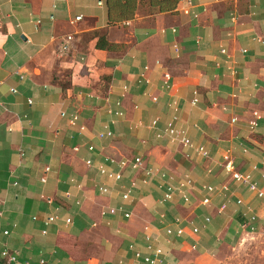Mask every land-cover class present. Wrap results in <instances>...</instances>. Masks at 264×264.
Wrapping results in <instances>:
<instances>
[{"label": "crops", "instance_id": "0c3cea01", "mask_svg": "<svg viewBox=\"0 0 264 264\" xmlns=\"http://www.w3.org/2000/svg\"><path fill=\"white\" fill-rule=\"evenodd\" d=\"M185 1L158 12L139 0L133 18L110 23L105 0H0V246L20 262L147 264L151 242L164 250L157 264H219L243 233L264 232V198L220 166L230 148L237 168L264 190L253 169L264 157V0H188L197 17L180 11ZM68 34L72 48L60 53ZM100 37L110 48L96 46ZM253 111L260 118L251 130ZM174 115L191 146L157 137ZM107 131L111 137H99ZM136 156L142 169L125 167L120 181L99 172L119 170L107 157ZM149 167L158 173L142 183ZM185 178L190 202L179 193L164 201L161 185ZM119 206L129 218L109 213ZM50 215L57 218L45 225ZM167 227L184 232L169 236Z\"/></svg>", "mask_w": 264, "mask_h": 264}, {"label": "built area", "instance_id": "2783aa9c", "mask_svg": "<svg viewBox=\"0 0 264 264\" xmlns=\"http://www.w3.org/2000/svg\"><path fill=\"white\" fill-rule=\"evenodd\" d=\"M99 4H101V1H99ZM192 3L190 1H185L184 5L180 8V11L183 12L185 15H189L192 14L194 17H197V14L194 13L191 10L192 7ZM50 18H53V15H50ZM82 16H76L75 17V21H79L81 20ZM39 22V21H38ZM73 39L74 37L72 36V34H68L65 36V38L62 41V44L59 48V52L60 53H67L71 50L72 45H73ZM258 40H260L258 38ZM176 50H178V47L175 45L174 46ZM242 52H245V49L241 50ZM222 53H226V49L222 48L221 49ZM234 73V71H232ZM168 79V78H167ZM168 87V85H166ZM12 92H16V90L14 88H11ZM153 100H156V97H152ZM29 103H31V100H28ZM192 104H196L198 102V98L197 97H193L192 99ZM175 104V103H174ZM122 115V113H119ZM61 115H64V113L62 112ZM78 116L76 114H73L71 116L70 119V123L71 124H75L77 121ZM260 118V115L258 114V112L253 111L252 112V118L248 121V127L251 130H254L255 127H257V120ZM232 121H235L236 118H232ZM178 122V117L177 116H173L172 118H170L164 128H162V133H157V137H161L162 135H165L170 141L172 142H177V143H181L184 146H191V142L189 137L186 135L185 130H183L182 128H180L177 125ZM158 123L157 119L152 121V125H156ZM80 130H84L85 126L81 125ZM111 137L112 136V132L107 131L105 133H100L99 137L103 138V137ZM89 150L93 149V146H89L88 147ZM196 150L198 151V153H200L202 156L207 157L208 156V152L206 151L205 148L203 147H197ZM107 162L111 163V164H115L117 165V167L119 168V170L117 171H108L104 166H99V172L103 175H105L107 178L112 179L114 181H120L124 174H123V169L125 167H130L131 170H140L142 169L143 166V159L139 156H136L134 158H132V160L130 161L127 158H121V159H116L113 157H107L106 158ZM87 164H90V161H86ZM220 166L223 169L224 173L234 182V183H238L241 185H245L248 190L250 191V193H252L256 198H264V190L262 187L259 186L258 181H255L252 178V175L250 173H244L241 172L238 168L237 165L235 163L234 157H233V153L232 150L230 148H227L224 150L223 154H222V159L220 162ZM254 170H260L261 171V177L264 179V157L262 159V162L260 163V165H254L253 166ZM45 171H48L49 168L45 167L44 169ZM156 173H158V170L153 169L152 167L149 168H145L144 169V178H142L141 182L142 183H146L147 180L152 176V175H156ZM160 178L161 180L165 179V173L161 172L160 174ZM41 181L44 182L45 181V177L41 178ZM165 181V180H164ZM16 184V183H13ZM136 183L135 181H131L129 184V188L127 189V191H125L122 194V199L123 200H127L131 191V187H135ZM161 187L164 189V193H163V199L164 201H170L173 199V197L175 196V193H179L182 200L184 202H190V192L189 189H191L192 187V181L190 178H185L183 181L179 182L177 187H175L174 185H172L171 183L165 182L164 185H161ZM100 193H107L108 192V188L104 185L99 186ZM204 190H206L207 193H211L215 191V187L212 185H206L204 186ZM221 190L224 193H227L229 191V186L227 184H222L221 185ZM68 194V193H67ZM46 200H48L49 202L51 201L50 198H46ZM236 204L237 205H241L244 203L242 198H236L235 199ZM210 197L209 195H206L205 197H203L202 199V204L204 205H209L210 204ZM227 208V202H223L219 207H218V213H222L226 210ZM248 212L250 213L249 219L250 222H254L256 219V215L254 213H252V210L250 207L247 208ZM117 211H121L123 213V216L127 219L130 217V213L123 210V208L121 206L119 207H112L109 209V213L114 214ZM57 217L54 215H50L48 216L45 220H44V224L48 225L49 223H51L52 221H54ZM35 219V217H34ZM206 221H209L210 218L206 217L205 219ZM67 223L71 222L70 218L66 219ZM175 222L180 223V219L176 218ZM249 229H251V231L255 230L254 227L252 225H249ZM191 230L193 233H198L199 229L196 226H192ZM166 232L167 235H172L173 233H175L176 235H181L184 232V227H179L177 229H172L170 227H167L166 230H164ZM7 231H4V234H7ZM43 234L46 233V229H44L42 231ZM146 239L148 241H150V238L148 235H146ZM147 248L151 251V255H147L142 257L141 254L139 252L135 253V256L137 258L142 257L144 262L147 264H157L158 262H160L162 255L164 254V250L161 247H157L154 246L151 242L148 243ZM194 248V247H193ZM0 258L5 259L9 264H27V263H22L19 261L16 253L10 251L7 247H1L0 246ZM43 262V261H41Z\"/></svg>", "mask_w": 264, "mask_h": 264}, {"label": "rangeland", "instance_id": "374dc122", "mask_svg": "<svg viewBox=\"0 0 264 264\" xmlns=\"http://www.w3.org/2000/svg\"><path fill=\"white\" fill-rule=\"evenodd\" d=\"M219 264H264V232L243 233L237 246L221 251Z\"/></svg>", "mask_w": 264, "mask_h": 264}, {"label": "trees", "instance_id": "16d2710c", "mask_svg": "<svg viewBox=\"0 0 264 264\" xmlns=\"http://www.w3.org/2000/svg\"><path fill=\"white\" fill-rule=\"evenodd\" d=\"M139 0H105L108 20L117 23L134 17ZM179 0H147L149 7L158 12H167L175 9ZM100 37L98 48H110V44Z\"/></svg>", "mask_w": 264, "mask_h": 264}]
</instances>
